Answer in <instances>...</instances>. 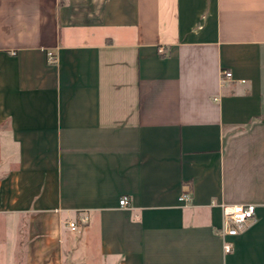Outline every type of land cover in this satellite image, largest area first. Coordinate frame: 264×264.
Wrapping results in <instances>:
<instances>
[{
  "label": "crops",
  "instance_id": "0c3cea01",
  "mask_svg": "<svg viewBox=\"0 0 264 264\" xmlns=\"http://www.w3.org/2000/svg\"><path fill=\"white\" fill-rule=\"evenodd\" d=\"M0 264H264V0H0Z\"/></svg>",
  "mask_w": 264,
  "mask_h": 264
},
{
  "label": "built area",
  "instance_id": "2783aa9c",
  "mask_svg": "<svg viewBox=\"0 0 264 264\" xmlns=\"http://www.w3.org/2000/svg\"><path fill=\"white\" fill-rule=\"evenodd\" d=\"M49 59L54 61V55L49 53ZM224 77L231 79L233 74L231 72H224ZM181 201H188L189 196L183 195L180 199ZM120 206L128 208L130 202L128 198L123 197L120 200ZM222 215H223V224L221 227L220 235L224 239V250L225 252L231 253L233 249V243L231 238L236 237L240 230L250 221L255 219L256 216V206L252 204L248 205H221ZM71 230L75 231L78 228L76 222L69 224Z\"/></svg>",
  "mask_w": 264,
  "mask_h": 264
},
{
  "label": "trees",
  "instance_id": "16d2710c",
  "mask_svg": "<svg viewBox=\"0 0 264 264\" xmlns=\"http://www.w3.org/2000/svg\"><path fill=\"white\" fill-rule=\"evenodd\" d=\"M64 2V1H63Z\"/></svg>",
  "mask_w": 264,
  "mask_h": 264
}]
</instances>
